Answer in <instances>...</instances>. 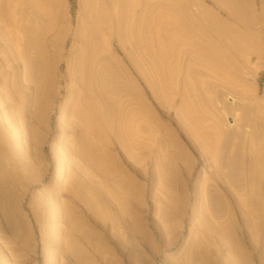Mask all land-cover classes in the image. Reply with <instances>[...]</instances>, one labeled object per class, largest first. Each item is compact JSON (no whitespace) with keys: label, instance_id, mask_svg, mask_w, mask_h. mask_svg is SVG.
<instances>
[{"label":"rangeland","instance_id":"obj_1","mask_svg":"<svg viewBox=\"0 0 264 264\" xmlns=\"http://www.w3.org/2000/svg\"><path fill=\"white\" fill-rule=\"evenodd\" d=\"M0 2L5 5V10L8 11L7 5L10 8V13L2 11L3 5L0 4L3 14L0 18L6 15L0 20L6 24L10 17L16 20L13 24L10 21L12 26L9 22V27L3 25L4 22L1 25L5 26L4 29L7 27L4 33H14V38L12 35L8 37L7 32L4 34L5 41L13 38L10 39L12 48L9 45L11 51L15 48V53L18 52L28 62L23 70L30 77L29 93L32 94L25 101H30L23 112L29 119L23 121L26 123L23 128L17 116V110L18 114L22 113L20 103L17 99L6 98L7 90L9 95H14L16 90L11 91L3 85H6L8 79H4L10 70L5 69L7 65L1 67L0 103L1 98H6L9 104H0V264H264V0ZM150 12L155 16L160 13L176 15L173 16L175 20L183 22L182 25L176 21L182 25L179 24L180 29L185 25L184 29L187 28L191 36L185 34L190 40L186 38V44H181L186 46L181 47L179 42L176 48L181 49L180 52L175 48L177 52L172 51V57L168 53L170 56L164 60L169 64L161 60L164 66L168 65L167 71L164 66L159 68L163 64H157L158 68H154L159 69L157 74V70H152L155 65L148 67L151 71L146 67L147 63L154 61L153 58L158 63L159 58L149 55L151 60L146 63V56L142 54L146 46L141 38L144 33L140 37L136 29L142 21L153 16H149ZM160 16L155 18L159 21ZM140 17L143 20L140 21ZM149 20L144 22L145 25L149 24ZM158 21H151L153 25L149 24L150 28L155 26L156 29ZM166 21L164 23L167 24L161 22L163 28L160 24L163 34L164 27L165 33L174 27L169 24L173 21ZM17 26L25 29L23 43L15 36ZM141 26L144 27L140 25L139 33L145 30ZM175 28L178 30V26ZM134 31L136 35L131 37ZM153 32L144 34L146 42L148 35L151 39L157 35L153 37ZM135 36L136 40L133 39ZM183 37L184 34L181 40ZM154 40L152 44L158 47L160 42ZM239 43L249 48H246L250 50L248 57L243 55ZM14 44L23 50L19 52ZM212 48L217 56L212 54L210 60L207 54ZM188 49L193 51V56L202 49V54L209 58L204 57L207 59L204 62L199 52L202 59L195 55L197 59L193 60ZM187 51L189 55L185 54L186 57L183 54ZM177 54L180 57L175 59ZM153 71L156 77L151 75ZM142 72H150L147 74L150 79H146V73L144 76ZM35 86H41L39 91L33 90ZM10 91L13 93L10 94ZM139 99L141 102L144 99L147 106H140ZM10 101H13L12 104ZM94 102L100 107H96L97 104L94 107ZM88 103L102 114L96 109L94 113L91 107L85 109ZM149 106L152 110L149 115L152 112L154 119L149 116L145 122L148 117L144 113ZM87 111L94 116L89 117L93 118L89 123L91 130L86 125L88 121L83 122L90 121L85 118L89 114ZM86 112L88 114L85 115ZM136 116L145 117V123L156 121L155 131L152 132L154 137L151 141H148L151 133L150 137H141L140 146L137 139L142 135L138 137L133 133L132 136L127 131L130 126L128 120ZM123 118H127L126 124ZM13 119L19 127L15 126L17 122ZM120 120V123L124 120V125L128 127L119 124ZM139 120L133 122L131 128L136 127ZM101 122L112 128L105 125L106 128ZM144 122L136 134L140 129L142 133L147 129L144 127L151 124ZM57 124L61 126L57 127ZM20 126L25 131V138L18 137L20 132L15 130H22ZM93 126L98 134H103H96L97 139ZM119 126L121 131L127 129L124 130L127 134L121 133L128 146L124 144ZM149 127L146 132L150 131ZM88 131L92 135L87 138L85 132ZM117 133L119 135L115 136ZM117 137H120L119 142ZM89 138V141L86 140ZM131 138L133 141H130ZM144 140L148 141V144L145 143L147 146L154 143L152 150L145 148L146 145L141 146ZM118 145H121V151ZM139 147L147 149L150 156H145L147 152ZM69 149L74 151V156ZM61 150L65 157H61ZM90 150L98 155L96 160L99 162L95 161ZM90 155L94 159H89ZM58 163L59 166L56 165ZM54 166L57 167L54 169ZM59 167L61 172L57 169ZM105 177L112 181L113 177H116L114 181L120 179L117 185L112 183L116 189H112L111 181L108 182ZM119 183L132 191L119 189ZM108 186L113 193L106 191ZM127 190L136 195L138 191L136 197L140 198L132 196L135 199L132 201V197H127L129 193L124 194ZM115 191L124 197H118ZM51 192L57 195L55 198L58 201L53 200ZM90 193H95V197ZM46 195H50L47 197L50 199L45 198ZM115 195L119 203H128L122 206L130 211L124 214L126 221L122 215L125 209L118 205L115 209L119 207L124 212L113 209L115 203L118 204L111 202ZM51 196L52 202L59 203L58 208L57 203L47 201L48 205L45 201L51 202ZM96 196L101 199H95L98 198ZM108 196H112L109 197L111 200ZM84 198L96 202L89 203ZM97 200L101 203L95 204ZM102 200L105 202L102 203ZM82 201L88 207L94 204L96 208L94 205L87 208ZM42 204H46V210L48 206L49 209L41 208ZM107 206L111 210H105ZM50 208L54 209V213ZM107 212L109 220L106 219ZM109 213H115L117 217L110 219ZM104 221L109 226L104 227ZM119 221L121 225L116 224ZM111 223L121 229L113 228L115 225ZM71 224L76 230L69 229ZM216 233L218 237L223 236V241L219 239V246ZM210 235H215L216 242L212 239L211 242L217 247H212L214 243L211 242L205 244V240L210 241V237L206 236ZM196 239H201L200 244L196 243ZM203 244L204 247L207 244L211 246L208 249L205 247L206 252L215 247L214 252L211 250L205 254L206 258L211 257L207 258L206 262L210 260L207 263L203 260L204 254L203 258L199 257L205 250L202 249ZM193 252L201 253L197 256ZM207 254L212 255L209 257Z\"/></svg>","mask_w":264,"mask_h":264},{"label":"bare ground","instance_id":"obj_2","mask_svg":"<svg viewBox=\"0 0 264 264\" xmlns=\"http://www.w3.org/2000/svg\"><path fill=\"white\" fill-rule=\"evenodd\" d=\"M0 4L3 5V3H1V2H0ZM2 5H1V6H2ZM4 6H5V5L2 6L3 8H1L2 11L5 10V7H4ZM7 6H8V7H7ZM7 6H6V9H8V11H7V10H5V11H7L8 13H10L9 5H7ZM10 7H11V6H10ZM11 9H12V7H11ZM2 11H1V12H2ZM1 12H0V16L3 15ZM7 12H5V13L8 15ZM11 12H12V10H11ZM3 13H4V12H3ZM150 13H151V14H150ZM150 13H148L149 16H151V15L153 14L152 12H150ZM1 14H2V15H1ZM160 14H162V13H160ZM160 14L157 15V16L159 17ZM155 15H156V14H153V16H151V18H148L149 16L146 14V16H148V17H145V18L150 19V20L148 21L149 24L153 25L152 22H154V21L157 22V21H158V19L155 18V17H157V16H155ZM162 15H163V14H162ZM162 15H161V16H162ZM168 15H169V14H166V16H168ZM4 16H6V15H4ZM4 16H3V17H4ZM154 16H155V17H154ZM161 16H160L159 21H158V24H159V25L156 26V29L154 28L155 26H153L154 29L151 27L153 30L157 31V33H154V32H153V30L150 28L151 25H150V26H149V24H146V25H145L144 22H146L148 19H145V18H144L145 21H142V22L139 24V26H138V28H139L140 25L142 24L144 27L141 26V29L144 28L147 32H150V33L153 32V34H151L153 37H154V34H157V35H155L154 39L156 40V42H157V40H158V42H160V44L158 43V44H159L158 47H157V45H153V44H152V42H153L152 40H154V39H151V38H150V37H151L150 35H148L149 38H147V40L149 39L150 42H149V40H148V42H146V40H145V38H144V34H145V33L147 34V32H144L145 30H144V31H143V30L140 31V33H139L138 28H136L137 25H136V27H135V28L137 29L138 34H140V37H141V34L144 33V34H143V37H141L143 40L140 38L142 41H144V44L142 43L143 45H145V43H146V46H144V51H142V54L144 53V56H143L140 52H139V53H140L141 56H143V57L146 56V58H145V59H146V63H147L148 61L151 60V59H149V57H151V56H149V55H153V54H154V56L157 55V57L160 59V60L158 59V60H157L158 63H156V61H155L156 59L153 58L154 61H155V64H151L152 62L154 63V61L149 62L150 64L147 63V67H146L147 70H148L149 68H152V67L155 65V67H153V69H152V70H157V71H155V72H156L155 74H157V72H158L159 69H154V68H158V66L160 65L159 63L163 64V65H161L159 68H162V66H164V63H163L161 60L165 61V60H166V58H165L166 56L169 57V56L171 55V57H172V54H171L172 51L175 52V54H176L177 50H178V52L181 51V49H180V51H179V49L176 48V47H179V46H177V45L179 44V42H180L179 45H181V47L186 46V45H185V44H186V41H185V40H186L187 36H186L185 34H187V35L190 34V33L187 32V31H188L187 28H186V30L184 29L185 25L182 27L183 29H180V27L183 25V22L181 23V20L179 21V20L177 19V20L182 24V25H181V24L179 23V24L181 25V26H180V25L176 22V21H177V20H175L176 18L173 17V16H176V15H173V14L171 15V14H170L169 17H171V18H170L169 20H168L169 17L165 18V17H166L165 14L163 15L162 18H161ZM164 16H165V17H164ZM3 17H1L2 20H3ZM12 17H14V16H12ZM142 17H143V16H142ZM1 18H0V19H1ZM153 18H155V19H157V20H155V19L153 20ZM164 18H165L166 20H168V21L165 20L166 22H170V20L174 22V23H173V22H170V23H169V24L172 23V24L174 25V27L171 26L172 29L169 28L170 30H168L167 33H165V29H166V28L164 27V31H163V32H164L165 35L161 32V31L163 30V29H162V28H163L162 23L165 22V21H164ZM172 18H173V19H172ZM177 18H178V15H177ZM7 19H8V18H7ZM9 19H11L10 21H12V24H13V22L16 23V20H12L11 17H10ZM140 19L143 20V18H141V17L139 18V20H140ZM4 20H5V18H4ZM141 20H140V21H141ZM174 20H175V21H174ZM5 21H7V20H5ZM10 21H7V24H8V22H9V25L12 26ZM151 21H152V22H151ZM163 21H164V22H163ZM2 22H4V21H1V20H0V40L2 41V42L0 41V54H2V56L0 55V69H1L2 66L7 65L5 69L7 70V68H8V69L10 70V72L8 71L9 73L7 74V78L4 79V80L8 79V80H6L7 82L5 81L7 86L5 85V83H3V85H4L5 87H7L8 89L10 88L11 91H12L13 89L16 90V93H13V92L10 91V94L13 93L14 95H12V94L9 95V93H8L9 91L7 90V94H8V95H6V98H7V96H8V98H9L10 100L17 99L18 102L20 103V107L22 108V110H21L22 113H19V114H18V110H17V116L19 117L18 120L20 119L21 122H22V123H19V124H21V126L24 128V123H25V122H23V121H24L25 119H29V117L27 116V114H24L23 112L26 111V108L29 106V105H28V102H29V104H30V101H28L27 103H26L25 101H26V99H28V97H29L30 95H32V94L29 93V92H31L30 81H29V80H30V77L28 78V76H29L28 73H25V71L23 70V69H24V64H28V62H26V58H24V60H25V61H24L23 58H21L22 56L19 55L18 52H16L17 54L15 53V51H16L15 48L13 49L14 51H11L9 45H10V43H11V40L14 38V37H13V36H14V33H11V32L8 33V32L6 31V32L8 33V37L12 35L11 37H13V38H12V39H11V38H8V39H6V41H5V36H4V34H6V32L4 33V31H5V29H6L7 27H9V26H7V24L4 22L3 25L6 24V26H7V27L4 29L5 26L3 27V25H1ZM150 22H151V23H150ZM161 22H162V23H161ZM175 22H176L178 25H177ZM143 23H144V24H143ZM146 23H147V22H146ZM154 24H155V23H154ZM160 24H161L162 28H161ZM164 24H167V23H164ZM169 24H168L167 26H169ZM147 25H148V26H147ZM134 26H135V25H134ZM145 26H146V27H145ZM164 26H166V25H164ZM177 26H178V30H177V28H175V27H177ZM179 26H180V27H179ZM132 27H133V25H132ZM148 27H149L152 31H148V30H150V29H146V28H148ZM159 27L161 28V30H160ZM133 28H134V27H133ZM167 29H168V28H167ZM3 30H4V31H3ZM24 30H25L24 27H18V26H17V28H16L15 36H16L20 41H22V40L24 39V36L26 35V34L24 33V32H25ZM133 30H135V29H133ZM133 30H132V31H133ZM23 31H24V32H23ZM182 31H183V33H182ZM185 31H186V32H185ZM12 32H13V31H12ZM184 32H185V33H184ZM131 33H133V32H131ZM131 33H130V34H131ZM134 33H135V31H134ZM134 33H133V36H131V37H134V35H136V33H135V34H134ZM162 34H163V35H162ZM183 34H184V37H183V39H182V40H183V42H182L181 38H182ZM131 35H132V34H131ZM146 36H147V35H145V37H146ZM156 36H157V37H156ZM185 36H186V37H185ZM188 36H190V35H188ZM136 37H137V36H135V38H133V39L136 40V39H137ZM138 37H139V36H138ZM3 38H4V41H3ZM184 38H185V39H184ZM190 38H191V36H190ZM10 39H11V40H10ZM138 39H139V38H138ZM187 39L190 40L189 38H187ZM7 40H8V41H7ZM135 40H134V41H135ZM155 40H154V42H155ZM188 40H187V42L190 43V41H188ZM136 42H139V40L136 41ZM136 42H135V43H136ZM184 42H185V44H181V43H184ZM22 43H23V41H22ZM24 43H25V41H24ZM188 43H187V46H188ZM11 44H13V42H12ZM136 44H137V43H136ZM142 44H141V45H142ZM156 44H157V43H156ZM24 45H25V44H24ZM138 45H140V44L138 43ZM182 45H184V46H182ZM239 45H240V43H239ZM244 45H245V44H243V45L241 44L240 46H243V47H240V46H239V48H240V50H242V51L245 52V53L242 52L243 55H244L245 57H248V56L250 55V52H249L250 50L248 51L249 48L246 47V45H245V46H244ZM6 46L9 47V48H7ZM10 46H11V45H10ZM18 46H20V43H19ZM154 46H155V47H154ZM13 47H17V46H15V44H14ZM25 47H26V46H25ZM25 47H24V48H25ZM244 47H245V48H244ZM11 48H12V46H11ZM20 48H21V47H19V49H18V47H17L16 49H18V51L20 52L21 50H23V48H22L21 50H20ZM175 48H176L177 50H176ZM241 48H242V49H241ZM243 48H244L245 50H247V51L243 50ZM246 48H248V49H246ZM24 50H26V49H24ZM201 50H202V49H201ZM201 50H199V51L196 50V51H198L197 53H198L199 55H198V54L195 52V50H194V52H195L194 54H195L196 57L199 58V59H202L200 53L202 54L203 51L201 52ZM212 50H213V48L210 49L209 52L207 51V52H208L207 56L210 57V56L213 54L212 56H215V57H216L217 55H214V53H216V52H213L214 50H213V51H212ZM188 51H189L190 55H189ZM188 51H187V53L185 52L184 54H183V53H180V55H181V54H183V55L188 54L190 57L193 56V55H191V54L193 53V51L191 52V50H189V49H188ZM210 51H211L212 53H211ZM199 52H200V53H199ZM205 52H206V51H205V49H204V53H205ZM23 53H24V51H23ZM168 53H170V55H169ZM209 53H210V54H209ZM145 54H146V55H145ZM178 54H179V53H178ZM178 54L175 55V59L178 58V57H180V55L178 56ZM17 55H19L18 57H20V58H18ZM147 55H148V57H147ZM195 55L193 56L194 58L192 57L191 59H193V60H194V59H197V58L195 57ZM197 55H198V56H197ZM202 55H203V54H202ZM205 55H206V53H205ZM176 56H177V57H176ZM185 56H186V55H185ZM23 57H25V56H23ZM168 57H167V58H168ZM186 57H187V56H186ZM200 57H201V58H200ZM204 57H206V56L203 55V59H202V60H203L204 62H206L207 59H204ZM209 57H206V58H209ZM147 58H148V59H147ZM211 58H212V57H210V60H212ZM20 59H21V60H20ZM153 59H152V60H153ZM164 59H165V60H164ZM169 59L171 60V58H169ZM169 59H168V60H169ZM213 59H214V57H213ZM208 60H209V59H208ZM210 60H209V61H210ZM22 61H23L24 63H23ZM144 61H145V60H144ZM159 61H160V62H159ZM209 61H208V62H209ZM25 62H26V63H25ZM167 62H168V63H167ZM167 62L165 61V63L169 64V61H167ZM22 63H23V64H22ZM148 64H149V65H148ZM157 64H159V65L157 66ZM167 64H165V65L168 66ZM150 65H151L152 67H150ZM166 66H164L163 68L167 71ZM148 67H149V68H148ZM146 68H145V69H146ZM25 69H26V66H25ZM22 70H23L24 72H23ZM160 70H161V69H160ZM165 70H164V71H165ZM21 71H22V73H24L23 76H22ZM145 71H146V70H145ZM149 71H151V69H149ZM162 71H163V69H162ZM2 72H3V73H6V72H4V71H2ZM2 72H1V73H2ZM146 72H147V71H146ZM146 72H144V73H146ZM142 73H143V72H142ZM144 73H143V74H144ZM149 73H150V72H149ZM149 73H146V76H147L146 79H147V78L150 79V78H149L150 75H147V74H149ZM17 74H19L20 76H18ZM26 75H28V76H26ZM151 75H154V71H153V74H152V72H151ZM3 76H5V75H3ZM17 76H18V77H17ZM144 76H145V74H144ZM154 76L156 77V75H154ZM157 76H158V75H157ZM5 77H6V76H5ZM25 77H26V78H25ZM40 77H41V76H40ZM151 77H152V76H151ZM41 78H42V77H41ZM1 79H3V77H2ZM42 79H43V78H42ZM154 79H155V78H153V81H152L153 83H154V81H155ZM156 79H158V77H157ZM151 80H152V79H151ZM40 81H41V80H40ZM42 81H43V80H42ZM0 82H1V80H0ZM2 82H4V81H2ZM149 82H150V81H149ZM152 82H151V83H152ZM155 82H156V81H155ZM153 83H152V84H153ZM11 84H12V85H11ZM1 85H2V84H0V86H1ZM8 85L11 86L12 88H11V87H8ZM150 85H151V84H150ZM151 86H153V85H151ZM2 87H3V86H2ZM5 87H3V88H5ZM38 87H39V86H38ZM40 87H41V86H40ZM40 87H39V88H36V86H35V89H33V90H37V91H39L38 89H40ZM153 87H154V86H153ZM153 87H151V88L153 89ZM33 88H34V87H33ZM154 89H155V87H154ZM14 90H13V91H14ZM152 91L155 92V90H152ZM146 93H147V92H146ZM155 94H156V93H155ZM15 95H16V96H15ZM149 96H150V94H149ZM4 97H5V96H4ZM6 98H5L4 100L1 98L2 102H1L0 104H2V103H5V104L8 103V104H9V101H7ZM151 98H152V97H151ZM35 99H38V100H39V98H35ZM35 99H34V100H35ZM139 100H140V99H139ZM142 100H143L142 102H141V100H140V106H141V104H142L144 107H146L147 105H145L146 103L144 102V99H142ZM31 101H32V99H31ZM11 102H13V101H10V103H11ZM143 102H144V104H143ZM138 103H139V102H138ZM11 104H12V103H11ZM88 104H89V103H88ZM88 104L86 105L85 109H90V107H91V108H93V110H92L93 112L95 111L94 109L98 110V108L100 107V106H99L97 103H95V102H94L93 106L95 107V104H97L98 106L96 105V107H98V108H94L92 105H90V104L88 105ZM91 104H92V103H91ZM7 106H8V105H7ZM9 107H10V106H9ZM138 107H139V105L137 104V108H138ZM149 108H150V109H149ZM149 108H148V111H145V113H144V115H146L148 118H145V117L143 116V117L145 118V120H144L145 122H146V120L149 119V116H150V119H151V118L154 119V117L151 116L152 112H151V114L149 115V111L151 110V107L149 106ZM9 109H10V108H9ZM11 109H12V107H11ZM141 109H142V110H143V109L145 110V108H142V107H141ZM83 110H84V109H83ZM83 110H82V112H84ZM138 110H139V108H138ZM142 110H141V111H142ZM5 111H6V110H5ZM21 111H19V112H21ZM88 111H89V110H88ZM88 111H87V112H88ZM98 111H99V110H98ZM151 111H152V110H151ZM7 112H8V110H7ZM10 112H11V111H10ZM10 112H9V113H10ZM87 112L85 113V115L89 113V112H88V113H87ZM99 112H100V111H99ZM99 112L96 111V114H97V113L99 114ZM138 112H139V111H138ZM142 112H143V111H142ZM146 112H147L148 115L146 114ZM4 113H5V112H4ZM4 113H3V114H4ZM9 113H8V114H9ZM11 113H12V112H11ZM11 113H10V114H11ZM79 113H80V112H79ZM94 113H95V112H94ZM100 113H101V112H100ZM10 114H9V116H11ZM12 114H13V113H12ZM101 114H102V113H101ZM101 114H100L99 116H102ZM138 114H140V113H138ZM4 115H5V114H4ZM88 115H89V116H88ZM88 115L85 117L86 119H88V118L92 115V113H91V114L89 113ZM140 115H141V114H140ZM142 115H143V114H142ZM14 116H15V115H14ZM14 116H12V117H14ZM96 116H97V115H96ZM120 116H121V115H120ZM6 117H7V116H6ZM12 117H10V118H12ZM87 117H88V118H87ZM92 117H94V116L92 115ZM123 117H125V116H123ZM136 117H137V118H136ZM136 117H134V118L132 117V118H131L132 120L129 119L132 123L135 122V121L137 122V119H140V120L142 121V122H139L140 120L138 121V123H137V124H139L138 126H137V124L135 123V124H136V125H135L136 127H132V128L135 129V130H133V129L131 128L132 123H130L129 120H128L127 123H129L130 126L128 127V125H127V126L124 125V120H125V124H126V120H127V118H125V119L123 118V119H124L123 122H122L123 124L120 123V122H121V120H120V121H119V124H122L123 127H124V126L128 127V130H127V129H124V130H125V131L127 130L128 132H131V133H132V134H131L132 136H133V133H134L135 135H137V136H138V135H139V136L142 135V136H140V139H137V142L139 141V143H138V145H139V144H141V141H140V140H141V137H142V138H143V136H144V137H147V136L150 137V136H151L150 133H151V134H152V132L154 133V131H155L154 128H155V125H156V124H155L156 121L153 120V122H154L153 124L151 123V121H147V123L149 122V124H150V123L152 124V126H151V124L149 125L150 127H149V126H147V127H144V126H143L144 128H147V129H144V128L142 127V128L144 129V130L142 131V133H145V132H146L145 130H148V127H149V130H150L149 132H146L145 134H142V133H140V132H141L140 130H142V129H140V130L138 131L139 134H136V133H137L136 130H138V129H139L138 127L140 126V124L143 125V122H144V121H143V119H144L143 117H142L143 119H141V117L138 118V116H136ZM10 118H9V120H10ZM31 118H32V117H31ZM85 118L82 117L81 119L84 120ZM90 118H91V117H90ZM90 118H89V119H90ZM99 118H100V117H99ZM115 118L117 119V117H115ZM128 118H129V117H128ZM135 118H136V119H135ZM15 119H16V117H15ZM15 119H13L12 121L16 123V122H17V121H16L17 119H16V120H15ZM92 119H93V118H92ZM92 119H90V121H89V120H85V121L82 120L84 123H87L86 121H88V124H86V125H88V127H89L90 130H91V128H90L91 125H90L89 123L92 121ZM102 119H103V121H104V118H101V120H102ZM106 119H107V118H106ZM111 119H112V118H111ZM134 119H135V121H134ZM152 119H151V120H152ZM14 120H15V121H14ZM20 120H19V121H20ZM109 120H110V119H109ZM27 121H28V120H27ZM104 122H105V121H104ZM104 122H103V123H104ZM111 122H112V121H111ZM145 122H144V123H145ZM101 123H102V122H101ZM103 123H102V125H103ZM106 123H107V120H106ZM106 123H104L103 126H105V125L108 126ZM114 123H115V122H114ZM116 123H117V121H116ZM147 123H145V124L147 125ZM11 124H12V123H11ZM11 124H9V125H11ZM19 124H18V122H17V125H15V124H14V125H15V126H18ZM22 124H23V125H22ZM25 124H26V123H25ZM58 124H60V123H58ZM58 124H57V125H58ZM117 124H118V123H117ZM145 124H144V125H145ZM86 125H84L83 127H85ZM146 125H145V126H146ZM21 126H20V128H21ZM25 126H26V125H25ZM59 126H61V125H58L57 127H59ZM106 126H105V127H106ZM133 126H134V124H133ZM153 126H154V127H153ZM9 127H10V126H9ZM13 127H14V126H13ZM13 127H11V128H13ZM18 127H19V126H18ZM18 127H17V128H18ZM73 127H74V126H73ZM75 127H76V126H75ZM110 127H111V126H110ZM110 127L108 126V128H110ZM116 127H117V126H116ZM152 127H153V129H152ZM6 128H7V127H6ZM92 128L95 129V132H96V133H95V136H94V137L97 139V137H98V136H96V134H98V132L96 131L97 129H96L95 126H93ZM106 128H107V127H106ZM111 128H112V127H111ZM114 128H115V127L113 126V129H114ZM118 128H120V130H119L120 134H122L121 132H125L124 130L121 131V129H122L121 126H119ZM118 128H116V130H117ZM129 128H130V131H129ZM150 128H151V129H150ZM21 129H22V128H21ZM78 129H79V128H78ZM113 129H112V130H113ZM13 130H14V129H13ZM15 130H16L17 132H18V131L20 132L18 137H20V138H25V131H23V129H22V130H17V129H15ZM83 130H84V129H83ZM85 130L87 131L86 128H85ZM85 130H84V131H85ZM114 130H115V129H114ZM151 130H153V131H151ZM16 131H15V132H16ZM93 131H94V130H93ZM93 131H91V132H93ZM133 131H135V132H133ZM88 132H89V131H88ZM99 132H100V131H99ZM115 132H117V131H115ZM128 132H125V134H127ZM83 133H84V132H83ZM86 134H87V138H88V136H91V135H92V134L90 135V132H89V133H86V132H85V135H86ZM88 134H89V135H88ZM93 134H94V133H93ZM100 134H102V132H101ZM100 134H98V135H100ZM146 134H147V135H146ZM102 135H103V134H102ZM116 135H119V133L115 134V136H116ZM128 135H129V134H128ZM131 135H130V137H132ZM100 136H101V135H100ZM125 136H126V135H125ZM139 136H138V137H139ZM85 137H86V136H85ZM94 137H91V139H93ZM122 137H123V134H122ZM127 137H128V136H126V138H127ZM130 137H129V138H130ZM138 137H137V138H138ZM152 137H154L153 134H152V136L148 139V141H151V138H152ZM95 138H94V139H95ZM115 138H116V137H115ZM118 138H120V137H117V140H118ZM133 138H134V137H133ZM111 139H113V138H111ZM111 139H110V141H111ZM121 139H122V138H121ZM121 139H120V141H122ZM123 139H124V137H123ZM86 140L89 141L90 138H89V139H86ZM113 140H114V139H113ZM115 140H116V139H115ZM117 140H116V142H117ZM134 140H136V138H134ZM152 140H153V139H152ZM123 141H124V144H126V146H128V144L125 143V139H124ZM123 141H122V143H123ZM130 141H133L132 138L130 139ZM148 141H147V142H146V140L142 141V142H144V143H142L143 145H141V146H145V145H146L145 148H147V149H148V147L151 148V147H152L151 145L154 144V143L152 142V143H150L151 145H148V146H147ZM118 142H119V140H118ZM118 142H117V144H118ZM88 143H89V145L92 144L91 142H88ZM99 143H100V142H99ZM133 143H134V142H133ZM145 143H147V144H145ZM115 144H116V143H115ZM92 145H93V144H92ZM104 145H105V144H104ZM102 146H103V145H102ZM114 146H116V145H114ZM118 146H119V149H120V148H121V147H120L121 145H118ZM123 146H125V145H123ZM123 146H122V147H123ZM139 146H140V145H139ZM92 147H93V146H92ZM50 148H51V146H50ZM93 148L95 149L96 147H93ZM99 148H100V147H99ZM116 148H117V147H116ZM64 149H66V148H64ZM97 149H98V147H97L95 150H97ZM139 149H140V147H139ZM141 149L143 150L144 147H143V148L141 147ZM141 149H140V150H141ZM147 149H146V150L144 149L143 151H146V152H147V151L149 150V149H148V150H147ZM49 150H50V149H49ZM51 150H52V148H51ZM62 150H63V148H62ZM62 150H61V157H62V155L64 156V153H62V152H63ZM66 150H68V149H66ZM69 150H70V149H69ZM116 150H117V149H116ZM151 150H152V148H151ZM52 151H53V150H52ZM120 151H121V149H120ZM123 151H125V150H123ZM127 151H128V150H127ZM66 152H67V151H65V153H66ZM87 152H88V150H87ZM89 152L93 154V157H95V161H97V160H96V158H97L96 156H98V155H97V154L95 155L94 150H92V152H91V150H90ZM93 152H94V153H93ZM97 152H98V151H96V153H97ZM59 153H60V152H59ZM70 153H72V155H73L74 151H71V150H70ZM140 153H141V152H139V154H140ZM66 154L68 155V153H66ZM92 154H91V155H92ZM100 154H101V153H100ZM120 154H122V153H120ZM148 154H149V152H147L145 156L149 157L150 154H149V155H148ZM151 154H152V152H151ZM72 155H71V156H72ZM91 155H90V156H91ZM59 156H60V154H59ZM73 156H74V155H73ZM139 156H140V155H139ZM64 157H65V156H64ZM93 157L91 156V157H89V159H90V158L92 159ZM153 157H154V154H153ZM68 158H69V157H68ZM62 159H63V158H62ZM93 159H94V158H93ZM99 159H100V158H99ZM99 159H98V160H99ZM103 159H104V158H103ZM137 159H139V158H137ZM64 160H65V159H64ZM101 160H102V159H101ZM145 160H146V159H145ZM91 161H93V160H90V162H91ZM95 161H94V162H95ZM124 161H125V160H124ZM126 161H127V160H126ZM56 162H57V161H56ZM60 162H61V161H60ZM97 162H99V161H97ZM102 162H103V161H102ZM127 162H128V161H127ZM142 162H144V161L142 160ZM149 162H151V161H149ZM91 163L94 164V165L96 164V163H93V162H91ZM124 163H125V162H124ZM49 164H50V163H49ZM54 164H55V162H54ZM99 164H100V163H99ZM127 164L129 165V163H127ZM56 165L59 166V163L56 164ZM90 165H91V164H90ZM96 165H98V164H96ZM125 165H126V163H125ZM60 166H61V165H60ZM56 167H57V166H56ZM56 167L54 166V169H55ZM57 169H60V167L57 168ZM57 171H58V170H57ZM59 171L61 172L62 169H60ZM60 172H59V173H60ZM134 174H136V172H135ZM136 175H137V174H136ZM106 177H108V175H107ZM106 177H105V179H107ZM139 177H140V176H139ZM113 178H114L113 181H112V180H108V179H107V181H108V182L111 181V182H109V183L111 184V187H113L112 189L114 190L115 184L117 185V184H118V181H120V179H119L118 181H114V180L116 179V177H113ZM109 179H110V178H109ZM117 179H118V178H117ZM136 179H137V178H136ZM105 181H106V180H105ZM151 181H152V179H151ZM108 182H106V183L108 184ZM113 182H115V184H112ZM45 183H46V182H45ZM110 184H108V185H110ZM112 185H113V186H112ZM125 186H126V185H125ZM118 187H119V189H121L120 187H122V186H120V183H119V186H118ZM136 187H137V185H136ZM108 188H109V189H108ZM122 188H123L122 190L125 189V187H122ZM127 188H128V187H127ZM127 188H126V189H127ZM77 189H79L80 192L82 191L80 188H77ZM107 189H108V190H107ZM115 189H116V187H115ZM119 189H117V190L120 192ZM126 189H125V190H126ZM74 190H75V189H74ZM74 190H73V192H74ZM85 190H86V192H87V191L92 192L91 190H87V189H85ZM85 190H83V191H85ZM92 190H93V189H92ZM110 190H111V189H110V187L108 186V187L106 188V191H109V192L111 193L113 190H111V191H110ZM128 190H131V189L128 188ZM128 190L125 191L124 194H125L126 192H127V194H128V193H129ZM77 191H78V190H75L76 193H78ZM94 191H95V190H94ZM97 191H98V190H97ZM97 191H96V193H97ZM118 191H117V192H118ZM131 191H132V190H131ZM80 192H79V193H80ZM109 192H108V193L106 192V194L112 195V194H110ZM113 192H114V191H113ZM113 192H112V193H113ZM117 192L115 191V194H116ZM119 192L116 194L118 197L121 196ZM140 192H141V191H140ZM51 193H52V192H51ZM56 193H57V192H56ZM82 193H83V192H82ZM82 193H81V196H82ZM102 193H103V192H101V194H102ZM132 193H133V192H132ZM132 193H129V195H127V197H128V198H129V196H130V197L134 196V198H138V197H139V196L136 197L137 195H139V192H138V191H137V195H136L135 193H133V195H132ZM52 194L54 195V193H52ZM52 194H51V195H52ZM83 194H84V193H83ZM87 194H88V193H87ZM91 194H92V193H90V195H91ZM93 194L95 195V193H93ZM93 194H92V196H93V198H94L95 196H94ZM99 194H100V192L98 193V195H99ZM122 194H123V191H122ZM134 194H135V195H134ZM53 195H52V196H53ZM55 195H56V194H55ZM55 195H54V199H53L52 196H51V202H50L49 200H47V199H50V198H47V197L50 196V195H46L45 198H47V199H45V198H44V199H45L46 202L48 201L50 204H52V203H55V204H56L57 202H52V201L55 200V199L57 200V198H55ZM72 195L74 196V194H72ZM96 195H97V194H96ZM103 195H104V194H103ZM116 195L113 197V198H115V199H113L112 196H108V198L111 197L112 200H111V198H109V199L111 200V202H112V201H116V202L118 203V204L115 203V207H114L113 209L116 208V205H118L121 209H125L124 211H126V212H124L123 210H121L119 207H117L118 210L115 209V210L118 211L119 213H121V211L124 212V213L122 214V215H123V219H124V218H125V217H124V214H125V213H126V214H129L130 211H129L128 209H126V207H125V205H126L125 202H126V201H125V202L123 201V203L120 201V203H121V204H120V203L117 201V200H119V199L116 198V197H117ZM56 197H57V195H56ZM82 197H83V196H82ZM86 197H87V195H86ZM96 197H98V198H95V199H101V198H99V196H96ZM122 197H124V196L122 195L121 198H122ZM88 198H89V197H88ZM104 198H105V197H104ZM106 198H107V197H106ZM108 198H107V201H110ZM125 198H126V197H125ZM134 198L132 197V201L135 200ZM139 198H140V197H139ZM44 199H43V200H44ZM52 199H53V200H52ZM75 199H76V197H75ZM95 199H93V200H95ZM102 199H103V198H102ZM129 199H131V198H129ZM84 200H86V198H84ZM136 200H137V199H136ZM45 201H44V203H46ZM57 201H58V200H57ZM79 201H80V200H79ZM86 201L89 202V200H86ZM97 201H98V200H97ZM99 201H100V200H99ZM99 201H98L97 203H95V204H100L101 201H100V203H99ZM107 201H106V202H107ZM130 201H131V200H130ZM132 201H131V202H132ZM48 202H47V203H48ZM82 202H84V204H86L85 201H82ZM90 202H92V199H91ZM90 202H89V203H90ZM94 202H96V201H93L92 203H94ZM103 202H105V200H102V203H103ZM111 202H110V203H111ZM131 202H129V203L131 204ZM47 203H46V204H47ZM49 203H48V205H49ZM126 203H127V202H126ZM46 204H45V205L42 204V205H41V208L44 209V208L46 207ZM107 204H108V203H106L105 205H107ZM123 204H125L124 207H122ZM58 205H59V203H57V208H58ZM90 205H91V204H90ZM93 205H94V204H92V206H93ZM105 205L102 204L101 206L104 207ZM113 205H114V204H113ZM127 205H128V203H127ZM127 205H126V206H127ZM43 206H44V207H43ZM53 206H54V205H53ZM59 206H60V205H59ZM86 206H87V204H86ZM92 206H90V207L93 208ZM95 206H96V205H94V208H96ZM97 206L100 207V205H97ZM108 206H110V205H108ZM108 206H107V208H106L105 210H108V209H109ZM55 207H56V205H55ZM90 207L87 206V208H90ZM105 207H106V206H105ZM105 207H104V208H105ZM47 208L49 209V206H48ZM136 208H138V207H136ZM48 209H47V210H48ZM50 209H51V208H50ZM55 209H56V208H55ZM45 210H46V208H45ZM45 210H44V211H45ZM47 210H46V211H47ZM51 210H53V213H54V209H51ZM109 210H111V209H109ZM119 210H121V211H119ZM135 210H136V209H135ZM57 211H58V209H57ZM57 211H55V212H57ZM127 211H128V212H127ZM136 211H138V210H136ZM50 212H51V211H50ZM50 212H49V213H50ZM109 212H110V211H109ZM113 212H114V211H113ZM118 212H116V213H117V216L119 215ZM139 212H140V211H139ZM139 212H136V213L139 214ZM47 213H48V212H47ZM140 213H141V212H140ZM51 214H52V212H51ZM114 214H115V213H114ZM114 214L112 215V213H111V214L109 213V215H111V216H110V219H112V216H113V218L116 216V214H115V215H114ZM107 215H108V212H107V214H106V219L109 220V219H108L109 217H107ZM49 216H50V215H49ZM61 216H62V214H61ZM117 216H116V217H117ZM132 216H133V215H132ZM56 217H57V216H56ZM126 217H127V216H126ZM134 217H135V216H134ZM52 218H54V217H52ZM61 218L64 219L63 217H61ZM120 218H121V216L119 217V219H120ZM62 219H61V220H62ZM119 219H118V220H119ZM115 220H116V219H113V221H115ZM121 220H122V218H121ZM124 220H125V219H124ZM124 220H123V222H124ZM110 221H112V220H110ZM125 221H126V220H125ZM104 223H105V224H104ZM104 223H103V225H104V227H106L105 225H107L108 223L106 224L105 221H104ZM119 223H120V224H119ZM121 223H122V222L119 221V222H117L116 224H117V225H121ZM111 224H113V223H111ZM111 224H110V225H111ZM116 224H113V226L115 225V227H113V228H119L118 226H116ZM71 225H72V224H71ZM71 225H70V226H71ZM73 225H74V224H73ZM73 225L71 226L72 228H71V227H70V228L68 227V228H69V229H73V228H74ZM101 225H102V224H101ZM101 225H100L99 227H100V229L103 230V228L101 227ZM107 226H109V224H108ZM107 228H109V227H107ZM77 229H78V228H77ZM119 229H121V228H119ZM74 230H76V229L74 228ZM80 230H81V229H80ZM80 230L78 229V232H79V233H82V231L80 232ZM107 230H108V229H107ZM78 232H77V233H78ZM83 232H84V231H83ZM102 232H103V231H102ZM206 232H207V231H206ZM206 232H205V234H206ZM72 233H73V232H72ZM79 233H78V234H79ZM103 233H104V232H103ZM105 233H106V231H105ZM74 234H75V232H74ZM207 234H209V233H207ZM106 235H107V234H106ZM106 235H105V236H106ZM216 235H217V237L214 235V236H215V239L218 238V240L220 239L221 241H223V240L221 239L223 236L221 237V236L219 235V237H220V238H219V237H218V233H216ZM76 236H77V235H76ZM79 236H80V235H79ZM105 236H104V237H105ZM108 236H110V235H108ZM211 236H212V235H210V236H206L207 238L210 237V239L208 238L210 241H206V240H205V241H204L205 244H206L207 242H211L212 240L216 242L217 239L215 240V239H214V236H212L213 238H211ZM208 239H207V240H208ZM211 239H212V240H211ZM202 240H204V237H203ZM220 240H219V242H217L218 244L216 243L217 246L221 245V244H220ZM196 241H197L196 243L200 244L199 241H201V239H199V240L196 239ZM55 242H58V241H56V239H55ZM194 242H195V241H194ZM204 242H202V243H204ZM211 243H214V242H211ZM209 244H210V243H209ZM209 244H207L209 247H208V246H205V247H206V248H207V247H208V248H211V246H210ZM211 245H212V244H211ZM213 246H216L215 243H214V245H212V247H213ZM217 246H216V247H217ZM202 247H204V244H203ZM205 247L202 248V249H205V250H202L203 252L205 251V253H203L202 251H201L202 253L200 252L202 255H201L199 252H198V254H200V256H199L196 252H193V253H194V254L196 253L197 256H199L200 258H203V257H204L203 254L205 255L206 253L209 252V250H207V252H206V248H205ZM208 248H207V249H208ZM214 248H215V247H214ZM214 248H213V250H214ZM200 250H201V249H200ZM211 250H212V249H211ZM211 250H210V252H211ZM213 250H212V251H213ZM210 252H209V253H210ZM213 252H214V251H213ZM194 254H192V255L195 256L196 254H195V255H194ZM212 254H213V253H212ZM212 254H211V255H212ZM214 254H215V253H214ZM207 255H208V254H207ZM211 255L209 254L208 256L210 257ZM186 256H188V254H186ZM202 256H203V257H202ZM190 257H191V256H190ZM195 257H196V256H195ZM207 258H208V257H207ZM207 258H206V255H205V258H203V260L205 261V263H207V262L210 261V260H209V261L206 262ZM210 258H211V257H210ZM210 258H208V259H210ZM185 261H186V259H185ZM204 261H203V263H204ZM186 263H188V261H187Z\"/></svg>","mask_w":264,"mask_h":264}]
</instances>
